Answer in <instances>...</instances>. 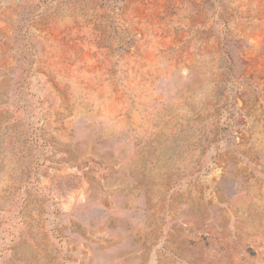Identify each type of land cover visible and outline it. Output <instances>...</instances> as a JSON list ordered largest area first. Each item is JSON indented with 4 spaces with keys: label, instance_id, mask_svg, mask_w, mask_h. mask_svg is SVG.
Listing matches in <instances>:
<instances>
[{
    "label": "rangeland",
    "instance_id": "1",
    "mask_svg": "<svg viewBox=\"0 0 264 264\" xmlns=\"http://www.w3.org/2000/svg\"><path fill=\"white\" fill-rule=\"evenodd\" d=\"M0 264H264V0H0Z\"/></svg>",
    "mask_w": 264,
    "mask_h": 264
}]
</instances>
